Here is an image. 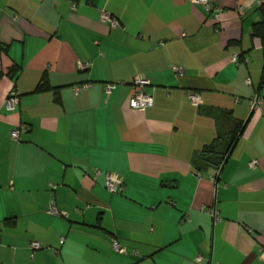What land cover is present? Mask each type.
Wrapping results in <instances>:
<instances>
[{
  "label": "crops",
  "instance_id": "0c3cea01",
  "mask_svg": "<svg viewBox=\"0 0 264 264\" xmlns=\"http://www.w3.org/2000/svg\"><path fill=\"white\" fill-rule=\"evenodd\" d=\"M263 1L0 0V264H264ZM220 111L243 133L198 169Z\"/></svg>",
  "mask_w": 264,
  "mask_h": 264
},
{
  "label": "built area",
  "instance_id": "2783aa9c",
  "mask_svg": "<svg viewBox=\"0 0 264 264\" xmlns=\"http://www.w3.org/2000/svg\"><path fill=\"white\" fill-rule=\"evenodd\" d=\"M194 3L203 4L204 6L210 7V0H194ZM101 20L104 23L110 24V26L113 28H116L117 26H119V23H120L117 18H115L114 16L106 12L102 14ZM233 61L237 62L236 56H234ZM79 67L82 70H85L89 67V64L80 62ZM176 71L178 73H181L180 69H176ZM247 83L250 84V81H247ZM133 85L136 88V92L129 100L130 108L144 112L147 109L153 107L154 105L153 96L145 91V88L151 85L150 81L147 80L144 76L138 75L134 78ZM115 87L116 85H109L107 87V93L108 94L111 93V91ZM190 100L196 106H198L202 102L199 94L190 95ZM18 103H19V99L17 95L14 93L8 98L6 102V106L9 110H13L18 105ZM251 107H252V110L261 109L264 112V98L260 94L255 95V97L252 99ZM12 136L15 139H18L19 131H14L12 133ZM258 164H259L258 161H252L250 165L251 167L255 168L258 166ZM106 187L112 194H117L123 191L124 183H123V180L120 177L116 176L115 174H108L107 181H106ZM209 212L214 217V219L217 221L218 216H217L216 210L210 209ZM48 214L54 215V216L63 215V213L57 210L56 208H52L50 211H48ZM30 247L31 249L36 250L40 248V244L37 242H33ZM114 248L120 252H124V249L120 247L118 242H114ZM263 256H264V252H263ZM200 260L201 258H198V261Z\"/></svg>",
  "mask_w": 264,
  "mask_h": 264
},
{
  "label": "trees",
  "instance_id": "16d2710c",
  "mask_svg": "<svg viewBox=\"0 0 264 264\" xmlns=\"http://www.w3.org/2000/svg\"><path fill=\"white\" fill-rule=\"evenodd\" d=\"M73 2H79L80 0H71ZM91 2L92 0H86ZM261 20L253 26V35L261 37L264 41V1L259 7ZM17 71L12 70L9 74H15ZM2 72L0 71V77ZM51 87L45 78H42L41 82L37 85L33 93H41L50 90ZM220 131L215 141L204 149L203 154L196 161L198 169L203 167L216 166L219 168L223 164L226 157L236 145L238 139L243 133L244 122L234 118L231 112L226 113L220 111L218 115Z\"/></svg>",
  "mask_w": 264,
  "mask_h": 264
},
{
  "label": "water",
  "instance_id": "95a60500",
  "mask_svg": "<svg viewBox=\"0 0 264 264\" xmlns=\"http://www.w3.org/2000/svg\"><path fill=\"white\" fill-rule=\"evenodd\" d=\"M232 150H233V149H232ZM232 150H231V152H232ZM231 152H230L229 155L226 157L225 162H224V164H223V166H222V170H223L224 166L226 165V163L228 162V160L230 159Z\"/></svg>",
  "mask_w": 264,
  "mask_h": 264
}]
</instances>
